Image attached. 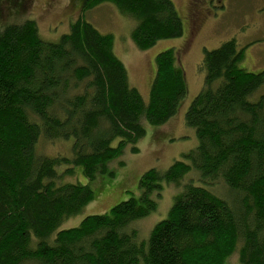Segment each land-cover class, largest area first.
<instances>
[{
  "label": "trees",
  "instance_id": "16d2710c",
  "mask_svg": "<svg viewBox=\"0 0 264 264\" xmlns=\"http://www.w3.org/2000/svg\"><path fill=\"white\" fill-rule=\"evenodd\" d=\"M6 10L26 3L4 0ZM113 4L136 25L140 50L183 35L172 0H81L80 14L57 40L34 19L0 26V264H264V69L249 72L234 39L204 50L202 89L185 113L197 137L185 160L149 168L131 196L72 228L62 223L93 200L87 183L63 182L80 167L86 181L145 136L143 123L165 124L187 93L173 49L154 58L144 101L129 84L114 36L83 13ZM70 154L46 156L42 141H69ZM63 167L61 170L60 168ZM194 172L197 183L186 182ZM163 184L182 185L167 216L139 239L132 225L150 212ZM223 188V194L214 189Z\"/></svg>",
  "mask_w": 264,
  "mask_h": 264
},
{
  "label": "rangeland",
  "instance_id": "374dc122",
  "mask_svg": "<svg viewBox=\"0 0 264 264\" xmlns=\"http://www.w3.org/2000/svg\"><path fill=\"white\" fill-rule=\"evenodd\" d=\"M0 0V26L34 19L41 37L48 41L57 40L69 30V25L80 14L81 0H20L25 10H6L7 3ZM183 25V35L158 40L153 47L140 50L131 39V30L136 21L118 12L115 6L105 3L83 13L101 33L114 36L113 49L122 60L131 87L140 91L144 101L148 98L149 86L154 75V58L166 49H173L184 71L187 93L178 112L163 125L144 124L145 136L139 139L133 153L126 145L123 153L107 164L108 173L98 174L93 181H86L80 167L73 166L70 175H64L63 182L87 183L93 200L72 218L65 220L61 228L77 226L87 215L108 211L128 197H137L138 178L149 168L166 171L174 161L185 160V154L197 146L194 129L185 122V113L193 98L202 89L204 71L200 63L204 50L218 48L225 41L234 39L238 48H244V60L240 66L255 73L264 69V0H172ZM19 2V0L17 1ZM264 94V85L257 90L255 98ZM69 141H40L37 151L48 156L70 154ZM63 167L60 168V170ZM194 172L185 176L186 182L197 183ZM182 185L163 184L160 196L152 197L157 202L155 211L132 225L139 239H147L150 230L167 216L175 195ZM223 188L213 190L220 195ZM225 264H239L238 254L233 253Z\"/></svg>",
  "mask_w": 264,
  "mask_h": 264
}]
</instances>
